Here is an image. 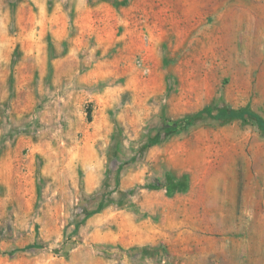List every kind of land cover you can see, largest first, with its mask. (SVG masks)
I'll list each match as a JSON object with an SVG mask.
<instances>
[{
	"label": "rangeland",
	"instance_id": "374dc122",
	"mask_svg": "<svg viewBox=\"0 0 264 264\" xmlns=\"http://www.w3.org/2000/svg\"><path fill=\"white\" fill-rule=\"evenodd\" d=\"M226 107L264 121V0H0V264H264V130Z\"/></svg>",
	"mask_w": 264,
	"mask_h": 264
},
{
	"label": "crops",
	"instance_id": "0c3cea01",
	"mask_svg": "<svg viewBox=\"0 0 264 264\" xmlns=\"http://www.w3.org/2000/svg\"><path fill=\"white\" fill-rule=\"evenodd\" d=\"M239 207L244 208V210H241L242 213H249L251 212V203L247 202L244 200L243 205L242 203L239 205ZM237 205L233 200H228L224 201L221 207L216 210L213 216V224L210 226V228H213L214 230L217 229H223V230H230V229H235V217H234V212L236 211ZM198 210V209H197ZM200 214L198 213L197 220L195 219H190L191 220V225L194 228L201 229L202 225V219L200 220ZM189 220V219H188ZM241 227L244 226L242 222H240ZM225 245L227 241L223 239ZM229 242V241H228ZM257 249L255 251V256L252 259L251 257L247 260L251 261H261L264 262V244L262 243H257ZM248 253H251V250H247ZM252 254V253H251Z\"/></svg>",
	"mask_w": 264,
	"mask_h": 264
},
{
	"label": "trees",
	"instance_id": "16d2710c",
	"mask_svg": "<svg viewBox=\"0 0 264 264\" xmlns=\"http://www.w3.org/2000/svg\"><path fill=\"white\" fill-rule=\"evenodd\" d=\"M202 114H204V111L173 122L168 127L169 132H179L187 129L188 127L192 126L194 121L200 118ZM206 114H208L214 120H220L222 123H227L232 120L252 121L256 123L261 130H264L263 119H261L258 115H256L249 109L234 110L230 107H226L223 109H219L215 115H211L210 111H207Z\"/></svg>",
	"mask_w": 264,
	"mask_h": 264
}]
</instances>
